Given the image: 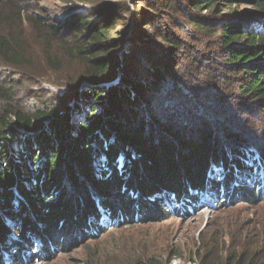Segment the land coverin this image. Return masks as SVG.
<instances>
[{"label": "trees", "instance_id": "trees-1", "mask_svg": "<svg viewBox=\"0 0 264 264\" xmlns=\"http://www.w3.org/2000/svg\"><path fill=\"white\" fill-rule=\"evenodd\" d=\"M19 1L0 0V14L37 37L0 32V264L191 215L215 192L222 205L264 198V0H132L133 16L125 0L111 20L60 25L25 16ZM64 50L77 67L59 80L45 71L65 73ZM211 246L198 264H264V237Z\"/></svg>", "mask_w": 264, "mask_h": 264}, {"label": "rangeland", "instance_id": "rangeland-1", "mask_svg": "<svg viewBox=\"0 0 264 264\" xmlns=\"http://www.w3.org/2000/svg\"><path fill=\"white\" fill-rule=\"evenodd\" d=\"M123 1L125 0H86V2L84 0H25L16 2L15 6L22 7L25 16L34 14L39 19L44 18L47 24L60 25L71 16L77 15L89 16L92 19L99 14L98 23L104 19L111 20L116 12H113L109 18L106 17V12L113 9L114 2ZM126 2L129 4L132 16L135 15L136 5L132 0H126ZM104 3L107 6L101 7ZM136 3L142 2L136 0ZM251 8L252 6L247 4L239 7L241 10ZM3 17L6 16L0 14V32H8L12 24L15 25L13 31L20 38L30 39L29 43H33L32 39L37 36L32 33L34 29L29 26L27 20L21 22L16 18H10L7 21ZM115 26L118 29L122 27L120 22L115 23ZM19 29H22L21 33H18ZM69 34L72 36L74 32ZM34 47L36 49L33 50L34 62L40 70L46 69L43 50L37 46ZM50 47L54 52L58 44L52 43ZM66 52V50L60 51L61 54L58 55L63 60L65 73L62 74L61 71L56 73L45 71V73L62 80L63 75L74 71L77 64L72 61V54ZM0 70L4 71L1 68ZM239 176L242 178V185H247V182L251 181L250 186L254 187L250 177ZM238 196L234 203L222 205L215 192L208 200H205V208H199L191 215L173 217L161 215L143 224L112 228L97 239L68 244L66 249L60 250L49 260L26 259V264H86L88 260L90 264H123L143 253H153L165 260L172 257L170 264H198L200 246L211 244V249L217 247L237 249L241 246L244 248L250 243L252 237H264V198L250 197L251 200H248L241 195ZM10 264H13L12 260Z\"/></svg>", "mask_w": 264, "mask_h": 264}]
</instances>
